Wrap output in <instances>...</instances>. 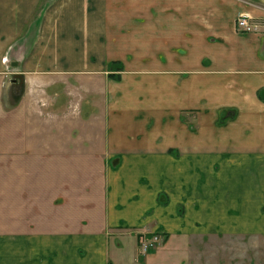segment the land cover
I'll list each match as a JSON object with an SVG mask.
<instances>
[{
    "label": "crops",
    "instance_id": "1",
    "mask_svg": "<svg viewBox=\"0 0 264 264\" xmlns=\"http://www.w3.org/2000/svg\"><path fill=\"white\" fill-rule=\"evenodd\" d=\"M148 227L264 238V0H0V264Z\"/></svg>",
    "mask_w": 264,
    "mask_h": 264
},
{
    "label": "rangeland",
    "instance_id": "2",
    "mask_svg": "<svg viewBox=\"0 0 264 264\" xmlns=\"http://www.w3.org/2000/svg\"><path fill=\"white\" fill-rule=\"evenodd\" d=\"M243 15L250 17L256 30L245 32L239 28L238 20ZM236 26L240 32L255 33L259 31L261 24L257 18L242 13L236 19ZM145 231L147 233H134L136 239L132 236L123 237V248L120 247L124 250L120 251L123 260L124 257L129 259V253L137 248L140 264H264V238L221 236L177 238L170 233L154 232L150 227ZM155 234L159 235L157 243L143 253L141 237L145 235L149 239L150 235ZM116 242L121 244L119 239Z\"/></svg>",
    "mask_w": 264,
    "mask_h": 264
},
{
    "label": "built area",
    "instance_id": "3",
    "mask_svg": "<svg viewBox=\"0 0 264 264\" xmlns=\"http://www.w3.org/2000/svg\"><path fill=\"white\" fill-rule=\"evenodd\" d=\"M238 26L242 31H254L256 26L251 22V19L248 15H243L238 20ZM158 235H155L151 238H147L145 235L141 237V246L143 253H146L150 247L154 246L157 243Z\"/></svg>",
    "mask_w": 264,
    "mask_h": 264
},
{
    "label": "trees",
    "instance_id": "4",
    "mask_svg": "<svg viewBox=\"0 0 264 264\" xmlns=\"http://www.w3.org/2000/svg\"><path fill=\"white\" fill-rule=\"evenodd\" d=\"M110 77L115 80H120V71L124 70V64L120 61H113L109 63Z\"/></svg>",
    "mask_w": 264,
    "mask_h": 264
}]
</instances>
